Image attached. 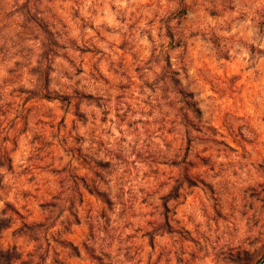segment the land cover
<instances>
[{"label": "clouds", "instance_id": "clouds-1", "mask_svg": "<svg viewBox=\"0 0 264 264\" xmlns=\"http://www.w3.org/2000/svg\"><path fill=\"white\" fill-rule=\"evenodd\" d=\"M0 4L12 7L5 0ZM182 7L209 6L204 0H87L81 28H94V39L107 47L93 59L95 91L78 92L70 109L87 115L70 122L67 136L55 135L64 152L79 148L91 158L87 175L103 193L99 209L92 202L81 204L78 187L67 179L55 188L35 181L24 198V184L36 175L37 160L23 152L17 159L22 129L15 120L13 127L7 122L0 127V154L11 157L0 167V219L12 217L0 231V250L21 253L13 264H33L43 250L37 245L44 241L50 250L42 264H60V240L78 242L95 253L99 264H264V256L255 261L252 256L257 250L264 253V219L259 228L254 226V220L264 217V207L244 198L245 186L255 180L256 155L264 156V75H253L243 86L232 73V65L254 71L264 61V35L256 27L257 19H264V0H226L215 24L200 15L195 21L182 19L177 11ZM37 8L46 15L53 5L32 0L24 11L31 15ZM105 33L123 43V53H115L118 59L109 51L116 43ZM213 33L220 37L215 46L205 43ZM27 40L11 24L0 31V61L6 69L22 59ZM80 79L73 76L64 83L78 88ZM229 99L235 103L221 129L226 143L213 148L211 125L223 114L221 101ZM242 108L243 118L238 115ZM186 140L192 142L187 159ZM189 159L197 161L194 175ZM56 160L52 157L43 170L63 166ZM186 180L200 184L203 194L192 201L187 199L190 190L180 195ZM173 183L175 190L167 195ZM52 196L55 207L37 217L36 206ZM9 203L22 215L7 212ZM76 218L79 231L64 232V222ZM233 249L247 252L234 258L228 254ZM0 264L5 262L0 259Z\"/></svg>", "mask_w": 264, "mask_h": 264}, {"label": "rangeland", "instance_id": "rangeland-1", "mask_svg": "<svg viewBox=\"0 0 264 264\" xmlns=\"http://www.w3.org/2000/svg\"><path fill=\"white\" fill-rule=\"evenodd\" d=\"M5 2L12 7L0 4V31L4 26L11 24L28 37L26 48L20 50L22 59L7 69L0 61V127L4 126L6 122L9 127H13L12 121L15 120L22 129L21 139L15 145L17 159L23 152L31 154L28 159L35 157L37 160V167L33 169L36 175L30 176L29 182L24 184L23 196L28 198L31 195L29 188H35V181H39L42 186L47 184L48 187L55 188L57 184L63 186L67 179L69 185L78 187L81 204L86 207L88 202H92L99 209L104 205L103 193L91 183L87 175L91 158L79 148L73 149L71 152H64V145L55 135L61 133L62 136H67L68 133L65 129L72 126L70 122L74 119L79 121L81 116L87 115L85 112L77 115L70 109L73 108L78 92L87 95L95 91L96 64L93 63V59L107 47L102 40L94 39L98 35L94 28H84L83 30L81 28V17L87 15L85 11L87 0H48L53 8L48 9L46 15L42 14L39 8L31 15L24 11L28 9L32 0H5ZM197 2L199 0H193V3ZM204 2L208 4V8L201 10L195 7H182L177 10L179 16L182 19L195 21L197 15H200L209 23L215 24L219 19L220 6L226 0H204ZM18 3L20 7H16ZM81 4L85 7L81 8ZM241 23L244 21L242 20ZM256 27L259 29L258 35H264V19H257ZM105 38L116 43V49H109V51L114 59H118L115 53L117 51L123 53V43L120 42L119 37H113L107 33H105ZM219 38L217 34L213 33L209 35L205 43L215 46ZM197 47L200 45L198 44ZM252 47L254 50L255 45ZM102 67L105 74H111L107 65H102ZM219 71L223 72V69H219ZM232 73L239 77L238 83L247 86L253 75H264V61H258L254 71L253 69L245 71L238 64L232 65ZM6 76L7 79H5ZM73 76L81 77L76 81L81 87L69 88L64 83L66 79ZM252 84L256 87L259 86L254 80ZM189 95L192 94L189 93ZM241 95L243 96L244 93ZM234 103L231 99L226 102L221 101L223 114L218 116L211 125L213 136H215L213 148L226 143L222 139L221 129L225 118L232 114L227 109ZM200 110L205 112L204 106H201ZM248 111L250 112L251 109ZM238 115L243 118L245 110L242 108ZM80 130L83 131L82 128ZM75 143H80V138L77 137ZM191 151L192 142L186 140L185 159ZM62 152L63 155H60ZM205 153L207 154V150ZM213 154L215 153L213 152ZM254 155L256 154L254 153ZM54 156L57 157L58 165L60 161L64 162L63 166L44 171L43 169L47 167L48 162ZM256 158L260 162L256 168L255 180L245 186L244 198L252 202L254 207H264V180H261V177H264V156L256 155ZM204 159L206 156L200 159L201 165L204 164ZM10 160L11 157L7 153L0 154V167ZM187 163L191 170L190 174L194 175L197 171V161L189 159ZM172 167L174 169L177 167L175 162ZM9 169L11 170V164H9ZM6 179L11 180L12 177L9 176ZM173 190H175L174 183L172 189L166 194L171 195ZM189 190L191 193L187 197L189 201L203 194L202 186L194 180L191 183L186 180L180 195ZM141 203L144 202L141 201ZM55 205V196L41 200L35 209L37 217L41 212L49 213L51 210L49 206L54 208ZM7 212L22 215L12 203L7 205ZM80 215H83V210ZM252 215L256 216V213ZM260 219H264V217L254 220V226L257 228L260 226ZM11 220L12 217L5 214V218L0 219V231L10 226ZM39 223L43 225L44 221L39 220ZM165 223H167V217H165ZM25 227L29 226L25 225ZM73 228L79 231L78 218L64 222V232L70 233ZM29 230L31 231L30 227ZM258 239L259 237H257ZM52 243L57 242L54 240ZM46 245H48V241L37 245L43 250L36 253L33 264H42L45 252L50 250V246L45 247ZM58 246L64 250L60 264H99L95 253L81 247L78 242L60 240ZM246 252V249H233L228 254L234 258H243ZM263 254L258 250L253 252V261ZM20 255L21 253L14 249L0 250V259L5 264H13V261Z\"/></svg>", "mask_w": 264, "mask_h": 264}, {"label": "trees", "instance_id": "trees-1", "mask_svg": "<svg viewBox=\"0 0 264 264\" xmlns=\"http://www.w3.org/2000/svg\"><path fill=\"white\" fill-rule=\"evenodd\" d=\"M263 256H264V254H263Z\"/></svg>", "mask_w": 264, "mask_h": 264}]
</instances>
